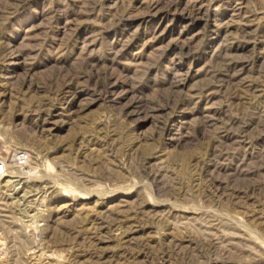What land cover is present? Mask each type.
Segmentation results:
<instances>
[{
  "label": "rangeland",
  "instance_id": "rangeland-1",
  "mask_svg": "<svg viewBox=\"0 0 264 264\" xmlns=\"http://www.w3.org/2000/svg\"><path fill=\"white\" fill-rule=\"evenodd\" d=\"M0 264H264V0H0Z\"/></svg>",
  "mask_w": 264,
  "mask_h": 264
}]
</instances>
